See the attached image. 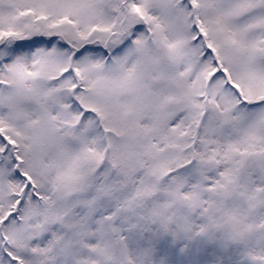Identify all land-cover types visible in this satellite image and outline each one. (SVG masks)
Here are the masks:
<instances>
[{"label":"snow or ice","instance_id":"obj_1","mask_svg":"<svg viewBox=\"0 0 264 264\" xmlns=\"http://www.w3.org/2000/svg\"><path fill=\"white\" fill-rule=\"evenodd\" d=\"M0 264H264V0H0Z\"/></svg>","mask_w":264,"mask_h":264}]
</instances>
